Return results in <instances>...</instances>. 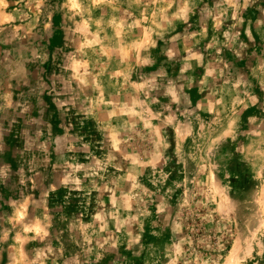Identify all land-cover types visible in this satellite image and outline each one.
<instances>
[{"label":"rangeland","instance_id":"rangeland-1","mask_svg":"<svg viewBox=\"0 0 264 264\" xmlns=\"http://www.w3.org/2000/svg\"><path fill=\"white\" fill-rule=\"evenodd\" d=\"M0 264H264V0H0Z\"/></svg>","mask_w":264,"mask_h":264}]
</instances>
